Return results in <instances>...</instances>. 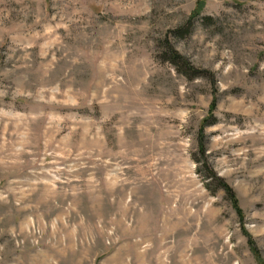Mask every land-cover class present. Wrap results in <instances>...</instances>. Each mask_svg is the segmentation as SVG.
I'll list each match as a JSON object with an SVG mask.
<instances>
[{"label":"rangeland","instance_id":"374dc122","mask_svg":"<svg viewBox=\"0 0 264 264\" xmlns=\"http://www.w3.org/2000/svg\"><path fill=\"white\" fill-rule=\"evenodd\" d=\"M0 264H264V0H0Z\"/></svg>","mask_w":264,"mask_h":264},{"label":"trees","instance_id":"16d2710c","mask_svg":"<svg viewBox=\"0 0 264 264\" xmlns=\"http://www.w3.org/2000/svg\"><path fill=\"white\" fill-rule=\"evenodd\" d=\"M169 50H170L169 51L170 55L168 57V60H170V62H172L173 64H175L177 66L180 65V63L182 64V62L184 60L182 55L176 49H173L172 47H169ZM186 63H187V61H186ZM187 64L190 65L189 63H187ZM183 67H186V64H184ZM190 68L192 69V67H189V69ZM211 110H214V107H211ZM201 152L203 153L204 151L202 150ZM208 170L210 171L211 180L214 182H217L218 188H221L223 191H225V193H227L229 195L237 214L242 215V210L238 205L236 194L233 191V189L221 177H219L210 167H208ZM206 187L210 188L208 184H206Z\"/></svg>","mask_w":264,"mask_h":264}]
</instances>
